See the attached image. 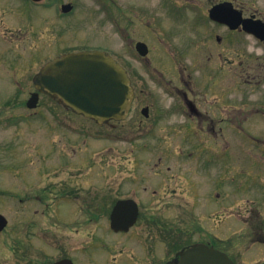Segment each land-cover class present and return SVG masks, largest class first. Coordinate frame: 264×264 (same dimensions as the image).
Listing matches in <instances>:
<instances>
[{"label": "flooded vegetation", "instance_id": "obj_1", "mask_svg": "<svg viewBox=\"0 0 264 264\" xmlns=\"http://www.w3.org/2000/svg\"><path fill=\"white\" fill-rule=\"evenodd\" d=\"M228 1L235 7H214ZM110 2L114 4V0H0V27L19 41L29 32L42 34L44 40L48 30L67 33L74 16L82 23V37L101 38L91 25L97 18H103L99 24L119 22ZM182 4L194 12L199 7L203 14L201 23L192 24V85L182 80L176 85L177 111L191 126L195 121L212 126L264 121V7L236 0ZM13 21L17 25L11 26ZM60 24L64 33L55 30ZM97 42L74 50L101 49L91 45ZM185 47L179 48V62ZM130 76L132 82L137 77L134 72ZM142 91L145 100L139 107L134 85L131 112L140 108L153 117L170 108L152 91ZM112 123L116 127L119 121ZM78 129L83 135L84 128ZM179 130L185 136L186 129ZM226 134L229 131L222 132ZM181 150H162L165 155L174 152L179 159L175 164L160 158L161 163L153 165L115 164L112 170L100 166L89 178L70 183L74 173H60L55 182L31 195L33 212L21 211L16 227L8 225L0 232V264H57L65 259L74 264H179L180 252L199 245L226 254L235 264H264V165H212L195 155L188 158ZM183 157L192 163L183 162ZM111 171L114 174L109 175ZM90 173L84 171L81 178ZM59 199L72 203L74 224L58 218L51 224L46 208ZM14 202L30 207L24 200ZM71 226L79 228L68 229Z\"/></svg>", "mask_w": 264, "mask_h": 264}, {"label": "rangeland", "instance_id": "obj_2", "mask_svg": "<svg viewBox=\"0 0 264 264\" xmlns=\"http://www.w3.org/2000/svg\"><path fill=\"white\" fill-rule=\"evenodd\" d=\"M236 1L247 2L248 7H264L263 0ZM182 2L185 0H114V4L110 2L113 4L111 8L118 11L119 23L124 26L119 28L118 23L105 20L99 24L103 18L93 17V20L97 18L98 22L91 24L92 28L97 29L101 38L82 37V23L73 17L70 19L67 33H64L60 24L55 30H62L64 34L48 30L44 34V40L40 39L42 34L38 33L36 36L34 32H29L19 41L15 34L0 27V193L5 195L0 197V211L11 219V228L16 227L18 213L33 212L36 208L29 204L34 200L31 195H35L39 187H46L55 182L54 178L65 170L74 172L68 181L70 183L89 178L100 166L103 170H112L113 167L110 166L115 164L158 163V149H176L180 146L183 147L181 152L188 157L195 155L200 157L202 162L212 165L257 162L264 165V121H224L213 126L195 121L194 126L183 125L186 134L185 140H181L183 135H179L180 139L177 132L170 129L172 122L179 120L176 114L156 121L153 132L146 134L145 127L150 120L143 121L145 118L140 108L127 120L118 123L113 131L111 125L102 126L89 119H79L81 116L71 114L47 95H41L36 109L27 107L26 101L35 90L33 75L48 57L97 41L91 45L97 44L108 49L130 73L137 75L133 83L140 101L139 107L145 100L143 89L156 94L161 104L174 103L175 83L182 80L181 83L192 85V24L201 23L203 14L199 7L194 12ZM78 8L80 10L85 7ZM15 25L17 23L13 21L11 26ZM24 27L27 28L25 25ZM4 35L12 38V41H7ZM138 40L149 45L148 58L141 57L137 52L135 44ZM181 46H186L185 51L188 47V50L184 52L182 62H179L178 52ZM63 118H66L67 122L65 126L74 128L81 125L88 137L87 139L82 136L80 139L83 145L80 155L76 157L79 163L73 159V151L70 150V145H75L77 137L69 132L72 131L70 129L62 131L60 126H53V121ZM222 130L229 131V134L223 136ZM178 160L170 154L164 162L175 164ZM52 162L54 164H49ZM183 162L192 163L184 157ZM37 168L42 171H55L49 172L51 177L47 178L40 171H36ZM86 170L91 173L81 178ZM108 173L114 174L112 171ZM103 175L104 179L110 178ZM12 196L14 201L24 200L30 207L16 204ZM19 196L21 197L18 198ZM72 206L70 201L64 199L51 202L46 208L51 224L55 225V218L67 219L74 224L77 217L73 215ZM78 228L71 226L68 229L75 231Z\"/></svg>", "mask_w": 264, "mask_h": 264}, {"label": "water", "instance_id": "obj_3", "mask_svg": "<svg viewBox=\"0 0 264 264\" xmlns=\"http://www.w3.org/2000/svg\"><path fill=\"white\" fill-rule=\"evenodd\" d=\"M137 48L146 54L148 47L143 42ZM37 88L54 97H59L75 110L104 120L124 118L132 99L130 79L123 68L110 54L100 51H82L65 54L46 63L34 77ZM39 92H34L28 101L35 107ZM6 219L0 214V230ZM179 264H235L225 254L205 245L181 253Z\"/></svg>", "mask_w": 264, "mask_h": 264}]
</instances>
